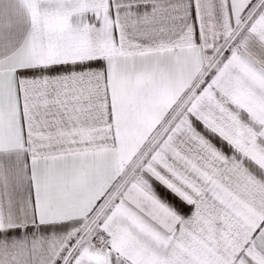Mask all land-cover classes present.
I'll return each instance as SVG.
<instances>
[{
    "label": "snow or ice",
    "instance_id": "snow-or-ice-1",
    "mask_svg": "<svg viewBox=\"0 0 264 264\" xmlns=\"http://www.w3.org/2000/svg\"><path fill=\"white\" fill-rule=\"evenodd\" d=\"M0 264H264V0H0Z\"/></svg>",
    "mask_w": 264,
    "mask_h": 264
}]
</instances>
